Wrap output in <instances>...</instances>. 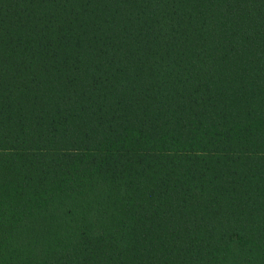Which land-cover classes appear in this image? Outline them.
<instances>
[{"label": "trees", "instance_id": "trees-1", "mask_svg": "<svg viewBox=\"0 0 264 264\" xmlns=\"http://www.w3.org/2000/svg\"><path fill=\"white\" fill-rule=\"evenodd\" d=\"M0 264H264V0H0Z\"/></svg>", "mask_w": 264, "mask_h": 264}]
</instances>
